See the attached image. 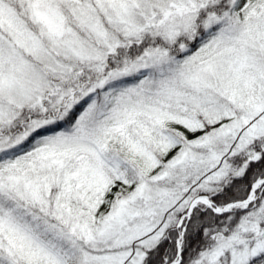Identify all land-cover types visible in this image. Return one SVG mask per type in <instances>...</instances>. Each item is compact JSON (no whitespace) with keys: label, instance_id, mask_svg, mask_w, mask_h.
Returning a JSON list of instances; mask_svg holds the SVG:
<instances>
[{"label":"snow or ice","instance_id":"1","mask_svg":"<svg viewBox=\"0 0 264 264\" xmlns=\"http://www.w3.org/2000/svg\"><path fill=\"white\" fill-rule=\"evenodd\" d=\"M0 264H264V0H0Z\"/></svg>","mask_w":264,"mask_h":264}]
</instances>
